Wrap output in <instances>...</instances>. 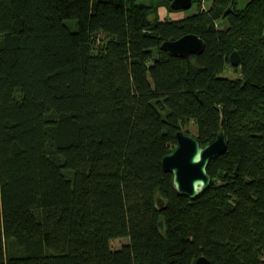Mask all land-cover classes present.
I'll return each instance as SVG.
<instances>
[{
  "label": "trees",
  "instance_id": "obj_1",
  "mask_svg": "<svg viewBox=\"0 0 264 264\" xmlns=\"http://www.w3.org/2000/svg\"><path fill=\"white\" fill-rule=\"evenodd\" d=\"M153 7L0 0V264H264V0ZM190 123L227 140L194 198L161 165Z\"/></svg>",
  "mask_w": 264,
  "mask_h": 264
},
{
  "label": "water",
  "instance_id": "obj_2",
  "mask_svg": "<svg viewBox=\"0 0 264 264\" xmlns=\"http://www.w3.org/2000/svg\"><path fill=\"white\" fill-rule=\"evenodd\" d=\"M191 4L192 0H171L170 7L174 10L188 9ZM160 47L173 56L187 58L193 53H200L204 48V41L195 33H186L176 39L162 41ZM229 62L234 66L240 64L237 50L230 53ZM175 136L176 142L162 157L161 165L164 171L171 173V183L176 193L194 198L209 186L211 176L207 172L208 162L225 152L227 140L221 130L204 144L195 135L184 130H178ZM155 202L158 206L162 203L159 197L155 198ZM158 229L164 231L163 219L158 221ZM194 264H210V260L200 255Z\"/></svg>",
  "mask_w": 264,
  "mask_h": 264
},
{
  "label": "rangeland",
  "instance_id": "obj_3",
  "mask_svg": "<svg viewBox=\"0 0 264 264\" xmlns=\"http://www.w3.org/2000/svg\"><path fill=\"white\" fill-rule=\"evenodd\" d=\"M136 1L144 4H152V6H154L153 7L154 11L149 16L151 20L179 19L196 12L200 8H207L209 4V0H200L199 4L196 1H194L188 9L174 10L170 7V5H168L167 0H136ZM238 4L240 6H243L244 0H238ZM225 74L228 76H235L238 75L239 73L233 67H227ZM186 128L188 129V132L191 134L195 132V128L192 123L186 125ZM126 241L127 238L118 237L112 239L110 241V244L113 249H116L119 248Z\"/></svg>",
  "mask_w": 264,
  "mask_h": 264
}]
</instances>
